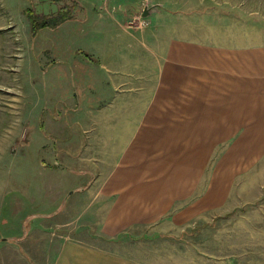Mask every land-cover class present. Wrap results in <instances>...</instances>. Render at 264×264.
<instances>
[{"label": "crops", "instance_id": "obj_1", "mask_svg": "<svg viewBox=\"0 0 264 264\" xmlns=\"http://www.w3.org/2000/svg\"><path fill=\"white\" fill-rule=\"evenodd\" d=\"M150 2L152 14L164 11L162 1ZM198 12L184 15L215 16L216 24L174 29L164 41L160 27L142 29L156 34L154 47L137 37L126 43L151 57L89 60L105 71L108 90H96L102 79L93 72L90 95L77 94L86 113L79 128L89 134L64 138L77 152L63 154L80 166L62 176L63 196L72 189L64 212L78 225L48 264H145L125 252V239L146 229L177 235L209 215L263 202L264 40L255 39L264 36V0H215ZM17 38L0 19L3 79ZM8 88L0 82L2 93ZM98 112H108V125ZM10 254L23 256L15 247Z\"/></svg>", "mask_w": 264, "mask_h": 264}, {"label": "rangeland", "instance_id": "obj_2", "mask_svg": "<svg viewBox=\"0 0 264 264\" xmlns=\"http://www.w3.org/2000/svg\"><path fill=\"white\" fill-rule=\"evenodd\" d=\"M153 1H162L164 11L144 18L141 8L146 0H0L1 22L14 26L18 37V50L8 60L13 67L6 78L0 76L10 93L0 91V264H26L24 259L48 264L62 235L78 225L71 213L64 212L72 189L63 196V171L80 166L63 154L77 152L64 138L74 130L83 142L89 134L79 128L86 113L77 97L83 90L90 95L89 82H93L88 73H97L103 80L96 90H108L105 71H97V64L89 60L98 55L151 57L144 48L126 44L136 37L149 39L150 33L143 32L147 28L160 27L157 34L164 41L177 35L174 29L216 24L215 16L203 20L200 14L185 16L213 8L215 0ZM63 5L70 7L65 13L71 12L73 19L57 27L29 22L30 13L40 19L55 15ZM260 34L255 40H264ZM93 117L108 125V112ZM263 202L242 204L213 220L209 215L208 223L186 226L173 236L146 229L122 244L127 254L145 264H264ZM14 247L23 256H11Z\"/></svg>", "mask_w": 264, "mask_h": 264}, {"label": "trees", "instance_id": "obj_3", "mask_svg": "<svg viewBox=\"0 0 264 264\" xmlns=\"http://www.w3.org/2000/svg\"><path fill=\"white\" fill-rule=\"evenodd\" d=\"M66 10H70V7H67V5H63L57 10L55 15L44 16L40 19H38L37 15H35L34 13H30L28 16L30 20L29 22L39 24L40 27H57L61 23L73 19L74 15L71 12L65 13Z\"/></svg>", "mask_w": 264, "mask_h": 264}, {"label": "water", "instance_id": "obj_4", "mask_svg": "<svg viewBox=\"0 0 264 264\" xmlns=\"http://www.w3.org/2000/svg\"><path fill=\"white\" fill-rule=\"evenodd\" d=\"M150 4H153V3H151V2H149V1H146V3H145V6H144V8L142 9V13H141V16L142 17H147V16H149V15H151L152 13H151V11H152V8L151 7H153V6H150ZM156 6V5H155ZM157 7V6H156Z\"/></svg>", "mask_w": 264, "mask_h": 264}]
</instances>
